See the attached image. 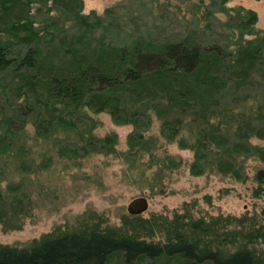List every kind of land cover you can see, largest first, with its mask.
I'll return each instance as SVG.
<instances>
[{"label":"rangeland","instance_id":"rangeland-1","mask_svg":"<svg viewBox=\"0 0 264 264\" xmlns=\"http://www.w3.org/2000/svg\"><path fill=\"white\" fill-rule=\"evenodd\" d=\"M30 2L28 17L35 31L46 33V48L53 50L58 43L50 34H76L66 40L62 50L51 52L57 60L65 58V50L72 46L94 51L139 37L156 45L193 37L201 46L227 45L231 50L239 35L237 22L228 23V16L220 11L222 0H83L85 23L54 10L51 0ZM224 5L234 10L232 16L239 8L253 10L258 16L255 31L264 33V0H226ZM255 71L258 73V67ZM256 77L254 84L260 81ZM18 78L15 71L0 73V81L9 82L10 87ZM231 86L225 90L227 106L206 121L176 115L171 119L176 134L167 139L162 136V122L151 112L150 125L132 142V124L116 125L108 112L85 107L75 119L76 128L64 127L56 120L44 131L36 125L40 106L32 102H28L33 110L27 119H16L8 131L4 119L13 116V110L7 91L0 90V194L6 199L4 209L10 217L5 224L0 222V245L28 247L45 235L66 233H128L124 223L135 216L171 218L183 212L195 219L232 218L227 229H240L244 235L251 232V238L255 235V241L239 239L240 243L247 242L264 261V234L260 236L257 227H264V185L256 180L257 174L264 172V161L255 154H243L237 159L241 179L219 173L216 161L223 152L207 146L205 140L210 131L233 134L244 121L264 123V85H257L262 94L251 85L236 93ZM234 93L238 98L233 101ZM23 100L16 99L14 104ZM91 137L112 138L107 144L114 145L106 152L67 150L84 147ZM250 144L264 148V140L255 136ZM197 148L205 156L195 174ZM138 197H145L148 207L141 215H130L127 206ZM242 218L253 219L257 232L251 231L248 222L241 225L237 221ZM224 228L219 226L220 235ZM220 243L228 247L226 242Z\"/></svg>","mask_w":264,"mask_h":264},{"label":"trees","instance_id":"trees-1","mask_svg":"<svg viewBox=\"0 0 264 264\" xmlns=\"http://www.w3.org/2000/svg\"><path fill=\"white\" fill-rule=\"evenodd\" d=\"M51 1L54 10L85 23L86 17L81 15L83 0ZM224 1L220 11L228 16V23L237 22L239 30L231 50L227 45L201 46L193 37L159 45L139 37L94 51L72 46L65 50L68 51L65 58L57 60L51 52L62 50L66 40L76 34L67 31L56 36L50 34L58 43L49 50L43 41L46 33L35 31L28 17L30 0H0V73L11 70L19 76L11 87L9 82L0 81V90L7 91V101L13 110V116L4 119V126L9 131L16 119H27L33 110L28 102H32L40 106L36 125L44 131L56 120L64 127L76 128L75 119L85 107L92 112H108L116 125L132 124L130 142L141 138L140 130L150 125L152 112L162 122V136L168 139L176 134L171 120L176 115L206 121L225 108V90L230 84L235 93L250 85L259 92L257 85H264V33L255 31L258 16L243 8L236 9V16H232L234 10L226 9ZM254 74L259 76H255L260 80L255 81L257 84L252 82ZM235 93L233 101L238 98ZM21 97L24 99L21 105L14 104ZM252 136L264 140V123L252 119L241 122L233 134L207 133V146L223 152L216 161L219 173L241 179L237 159L243 154H255L264 161V148L252 146ZM111 139L91 137L84 147L67 150L71 153L83 150L84 154L106 152L109 145H114L107 144ZM195 152L193 172L198 174L205 154L199 148ZM256 180L264 185V172H259ZM5 201L0 194L2 224L10 219L4 209ZM237 221L241 225L248 222L251 231L257 232L253 219ZM124 224L128 233L116 230L66 233L45 235L28 247L0 245V264H264L261 255L239 240L255 241L256 236L251 238V232L244 235L240 229L228 230L233 224L229 217L195 219L177 212L171 218L135 216ZM221 225L226 226L222 235ZM257 227L262 236L264 227ZM218 238L228 247H223ZM232 247L236 248L230 251L228 248Z\"/></svg>","mask_w":264,"mask_h":264},{"label":"water","instance_id":"water-1","mask_svg":"<svg viewBox=\"0 0 264 264\" xmlns=\"http://www.w3.org/2000/svg\"><path fill=\"white\" fill-rule=\"evenodd\" d=\"M148 207V200L145 197H138L132 199L127 206V211L130 215H141Z\"/></svg>","mask_w":264,"mask_h":264}]
</instances>
